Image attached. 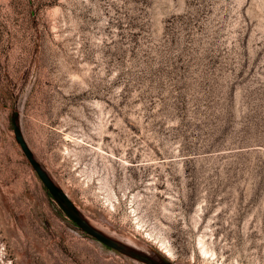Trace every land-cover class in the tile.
I'll use <instances>...</instances> for the list:
<instances>
[{
  "label": "rangeland",
  "instance_id": "374dc122",
  "mask_svg": "<svg viewBox=\"0 0 264 264\" xmlns=\"http://www.w3.org/2000/svg\"><path fill=\"white\" fill-rule=\"evenodd\" d=\"M167 258L264 264V0H0V264Z\"/></svg>",
  "mask_w": 264,
  "mask_h": 264
},
{
  "label": "water",
  "instance_id": "95a60500",
  "mask_svg": "<svg viewBox=\"0 0 264 264\" xmlns=\"http://www.w3.org/2000/svg\"><path fill=\"white\" fill-rule=\"evenodd\" d=\"M15 132H16V139L18 143L20 144L22 150L24 151L25 155L29 159L32 167L39 175L42 182L45 184V186L49 189V191L52 193V195L60 201L62 204L64 210L68 214V216L88 235L92 236L99 242L103 243L104 245L118 251L119 253L128 255V256H137L132 251H130L126 246L108 238L107 236H104L94 228H92L86 220H84L74 209L72 203L69 201L68 197L63 194L58 187L52 182V180L49 178V176L46 174V172L39 166V164L34 159L32 152L30 151L24 137L22 136L18 125L15 123ZM64 204H63V202ZM146 260V259H145ZM155 264V263H152ZM170 264V263H169Z\"/></svg>",
  "mask_w": 264,
  "mask_h": 264
},
{
  "label": "bare ground",
  "instance_id": "6f19581e",
  "mask_svg": "<svg viewBox=\"0 0 264 264\" xmlns=\"http://www.w3.org/2000/svg\"><path fill=\"white\" fill-rule=\"evenodd\" d=\"M87 223H88V222H87ZM89 225H90V224H89ZM91 227H92V226H91ZM92 228H93V227H92ZM95 230H96V229H95ZM101 234H102V233H101ZM104 236H105V235H104ZM204 252H205V251H204ZM205 253H206V252H205ZM168 259H169V262L167 261ZM167 260L162 259L161 262L163 261L164 264H169V263L171 262L172 259H171V258H167ZM163 262H162V263H163ZM170 264H171V263H170Z\"/></svg>",
  "mask_w": 264,
  "mask_h": 264
}]
</instances>
